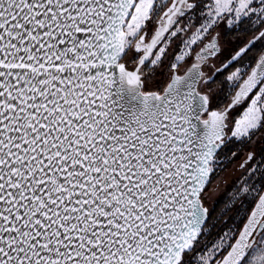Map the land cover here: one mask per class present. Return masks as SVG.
<instances>
[{"label": "snow or ice", "instance_id": "1", "mask_svg": "<svg viewBox=\"0 0 264 264\" xmlns=\"http://www.w3.org/2000/svg\"><path fill=\"white\" fill-rule=\"evenodd\" d=\"M0 264H264V0H0Z\"/></svg>", "mask_w": 264, "mask_h": 264}, {"label": "rangeland", "instance_id": "2", "mask_svg": "<svg viewBox=\"0 0 264 264\" xmlns=\"http://www.w3.org/2000/svg\"><path fill=\"white\" fill-rule=\"evenodd\" d=\"M237 172L238 171L235 167V164H233L219 174L218 188H214L208 194V202L209 203H211L213 200L216 199V197L219 195V193L222 192L223 188H225V185L230 183V181L233 179L234 175H236ZM216 184H217V177H214L213 178V185H216Z\"/></svg>", "mask_w": 264, "mask_h": 264}, {"label": "flooded vegetation", "instance_id": "3", "mask_svg": "<svg viewBox=\"0 0 264 264\" xmlns=\"http://www.w3.org/2000/svg\"><path fill=\"white\" fill-rule=\"evenodd\" d=\"M241 111H242V109H240V110H238L236 113H234V118H235L236 116H238V115H239V113H240ZM239 162H240V161H239V160H237V161L234 163V164H235V167H236V169H237V167H238V164H239ZM231 165H233V164H229V165H227V167H226V168H228V167H229V166H231ZM238 175H239V172H237V173H236V175H234L233 179H234L236 176H238ZM233 179H232V180H233ZM232 180H231V181H232ZM231 181H230V183H231ZM230 183H229V184H230ZM223 191H224V188H223L222 192H223ZM213 201H214V200H213ZM213 201H212V202H213ZM212 202H211V203H209V202L207 201V203H208L209 207H212V206H213V205H212Z\"/></svg>", "mask_w": 264, "mask_h": 264}]
</instances>
